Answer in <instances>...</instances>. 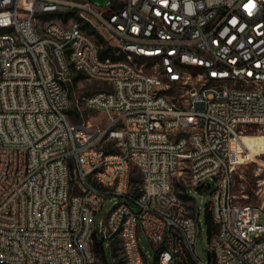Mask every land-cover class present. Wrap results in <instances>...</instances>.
<instances>
[{"label": "built area", "instance_id": "built-area-1", "mask_svg": "<svg viewBox=\"0 0 264 264\" xmlns=\"http://www.w3.org/2000/svg\"><path fill=\"white\" fill-rule=\"evenodd\" d=\"M83 24L109 33L115 56ZM77 76L102 84L76 101L104 126L72 120ZM254 125L264 0H0V264H95L94 234L103 264L105 248L113 264H149L141 233L155 264H264V203L233 187L232 139ZM189 187L210 189L207 261Z\"/></svg>", "mask_w": 264, "mask_h": 264}, {"label": "rangeland", "instance_id": "rangeland-1", "mask_svg": "<svg viewBox=\"0 0 264 264\" xmlns=\"http://www.w3.org/2000/svg\"><path fill=\"white\" fill-rule=\"evenodd\" d=\"M96 6L100 7L104 4V0H89ZM101 32L109 45H115L114 39L110 37L109 33L100 28H96ZM106 87V85H103ZM102 87V84L90 80L82 79L75 83L72 88V102L70 108L73 112L75 110L82 111L80 116L72 114V120L76 122L88 121L91 124L104 126L107 123L106 114L98 109L87 108L76 101V97L80 99L82 95L88 94L94 90ZM173 96L176 95L174 91L171 92ZM80 107V108H79ZM261 153V154H260ZM260 154V155H258ZM231 155L233 160H238L241 163L236 165L233 171L234 178V193L236 200L242 202H249L252 205L258 206L264 203V168L261 162L264 160V125L249 126L243 135L238 136L232 140ZM137 167L133 166V175L137 176ZM260 180V184H259ZM175 189L178 190V180L175 181ZM189 194L195 200L196 205L200 207V214L202 217L201 227H198L196 233V240L194 245L195 253L204 261L208 260L207 251H210V239L207 231V224L205 221V207L210 198V189L205 191H197L191 187L188 188ZM116 197L115 199H117ZM114 200V199H112ZM112 200L104 201L101 209L96 213L94 218L95 225H99L101 219L107 216V211L112 204ZM184 210L188 211V202L183 199L182 203ZM137 207L135 206V209ZM258 213V222H264V211L256 208ZM141 245L151 253L149 264H154L153 251L148 243L146 236L141 233ZM105 259L108 264H113L112 252L109 248H105ZM95 264H103L102 257L97 256Z\"/></svg>", "mask_w": 264, "mask_h": 264}, {"label": "trees", "instance_id": "trees-1", "mask_svg": "<svg viewBox=\"0 0 264 264\" xmlns=\"http://www.w3.org/2000/svg\"><path fill=\"white\" fill-rule=\"evenodd\" d=\"M70 16H72V13H66V14H64L62 16V18H63V20H67ZM45 17L46 18H51V17H55V16L52 15V14H47ZM82 26L87 30L88 33L94 35V37L97 39L98 43L101 44L100 55L105 56L107 54H111L112 56H115L113 51L115 50L116 47L113 46V45L107 44L106 40H105V37H104V35L101 32H99L97 29L89 26L88 24H83ZM78 77L79 76H77V77H75L73 79V85L76 83ZM73 85H72V87H73ZM68 112L71 115V117H72V114L76 115V116H80L79 110H75V112H73L71 110V108H69ZM135 177H136V179L137 178L139 179V175L138 174ZM182 196H183L184 199H186L189 195L184 193V194H182ZM205 221H206V224H207V231H208L209 239H210L211 235L215 231L216 225H215V223H214V221L212 219V216H211V213H210L209 209L207 208V205L205 207ZM93 248H94L97 256H100V257L103 256L102 241H101L100 237L97 236L96 234H94Z\"/></svg>", "mask_w": 264, "mask_h": 264}, {"label": "water", "instance_id": "water-1", "mask_svg": "<svg viewBox=\"0 0 264 264\" xmlns=\"http://www.w3.org/2000/svg\"><path fill=\"white\" fill-rule=\"evenodd\" d=\"M209 186V185H208ZM211 252L210 251H207V257H208V260H210L211 259Z\"/></svg>", "mask_w": 264, "mask_h": 264}, {"label": "snow or ice", "instance_id": "snow-or-ice-1", "mask_svg": "<svg viewBox=\"0 0 264 264\" xmlns=\"http://www.w3.org/2000/svg\"><path fill=\"white\" fill-rule=\"evenodd\" d=\"M245 7H248V5H245Z\"/></svg>", "mask_w": 264, "mask_h": 264}, {"label": "bare ground", "instance_id": "bare-ground-1", "mask_svg": "<svg viewBox=\"0 0 264 264\" xmlns=\"http://www.w3.org/2000/svg\"><path fill=\"white\" fill-rule=\"evenodd\" d=\"M237 137H238V136H237ZM234 138H236V137H234ZM234 138H233V139H234ZM233 139H232V140H233Z\"/></svg>", "mask_w": 264, "mask_h": 264}]
</instances>
